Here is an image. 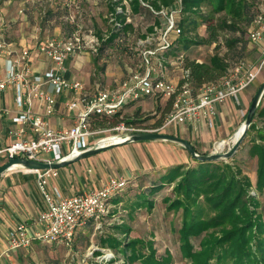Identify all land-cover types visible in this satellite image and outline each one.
Listing matches in <instances>:
<instances>
[{
  "label": "built area",
  "instance_id": "built-area-1",
  "mask_svg": "<svg viewBox=\"0 0 264 264\" xmlns=\"http://www.w3.org/2000/svg\"><path fill=\"white\" fill-rule=\"evenodd\" d=\"M178 9L179 10V2ZM130 15L124 0L116 7L117 12ZM159 20V25L144 39H137L136 46H144L159 37L163 47L169 49L171 42L168 35L180 34V27L173 16L171 7L151 10ZM163 19V21H161ZM106 20L110 27L112 13H107ZM116 26V25H115ZM91 30L69 32L62 36L46 37L33 47L14 48L6 41L0 29V96L12 90L14 107L2 109L1 113L10 115L12 127L7 129L10 142L5 144L0 133V165L11 158H23L36 161L53 162L89 149L87 139L94 138L102 130H92L89 114L112 116L121 113L125 106L137 103L144 96H159L171 101V110L166 114L163 124L158 128H148L142 123H123L104 131L113 135L135 132H159L169 126L187 122H202L215 114V105L246 89L264 70V9L260 8L252 17L248 32L250 45L257 46L260 61L255 65L236 64L218 82L203 84L198 89L192 87L189 70L180 69L178 78H170L166 69L177 67L179 61H136L139 70L119 81L116 88H104L96 83L92 91L85 89L79 78L66 77V61L69 58L97 54L102 39ZM132 50L131 46H124ZM42 57L50 66L42 73H35L33 58ZM0 60V61H1ZM134 66V67H135ZM45 89L49 91L46 93ZM73 97L65 103L68 112L73 113V123L66 128L50 126L48 118L55 114L56 97L64 93ZM209 125L211 123L209 122ZM102 131V132H104ZM100 143V140L94 145ZM220 141L219 144H223ZM92 147V146H91ZM43 154L49 155L44 158ZM35 174L36 186L44 202L45 209L38 213L40 228L31 231L24 224H19L7 235L6 251L29 249L34 242L47 243L70 249L79 230L89 224L96 226L111 213L110 200L127 187L126 177L110 176L99 189H90L70 196H63L51 181L58 176L57 169L28 170ZM109 252V251H107ZM104 260L112 257L105 253Z\"/></svg>",
  "mask_w": 264,
  "mask_h": 264
},
{
  "label": "trees",
  "instance_id": "trees-1",
  "mask_svg": "<svg viewBox=\"0 0 264 264\" xmlns=\"http://www.w3.org/2000/svg\"><path fill=\"white\" fill-rule=\"evenodd\" d=\"M104 1L107 4V12L112 13L116 26L108 29V33L102 39L99 52L108 55L109 50L121 49L128 42L129 37L136 32V39H144L153 31L154 26L159 25L158 18L152 14L151 10L171 7L178 1L180 34L178 40L176 39V45L182 43L183 51L175 52V55L180 67L189 70L192 87L198 89L203 84L218 82L236 64L244 62L227 61V54L221 56L218 40L225 32L238 31L234 21L241 18L246 8L241 0H125L131 17L148 19L151 22L142 33L127 21L124 5H122V12L116 11V7L124 0ZM226 12L234 21L226 18L224 15ZM218 14H223L224 17H216ZM198 24L205 27V36L198 37L194 33ZM191 32L194 34L190 35ZM97 37L102 38L99 35ZM226 42L228 49H231L240 41L236 38ZM197 45L213 46L207 62L190 59L188 54L184 53V50L190 51ZM174 48L176 49L173 46L172 49ZM169 49L165 58L170 55ZM146 98L154 99L159 96H144L140 100ZM135 104L125 106L128 110H134L130 116L121 113L112 116L90 113L91 129H107L120 122L140 123L157 118L156 114L160 112V117L152 124L154 128H158L162 125L164 116L171 110L170 100L166 101L164 109L156 106L155 113L152 115H145L141 107H134ZM257 121L264 125V106L256 111L246 135L250 142L248 156L255 159L256 163L255 189L262 192L264 189V132L258 133L256 138L251 139V134L258 132ZM192 161L195 165L176 164L164 172H158L156 177L141 179L140 184L135 185L137 193L133 198L129 200L117 193L111 202L116 206L124 201V206L130 212L137 207H145L150 211L155 204V199L149 195H154L161 187L170 185L174 197L165 196L162 198V203L166 205L167 211L181 210V223L178 230L179 250L181 256L188 260V264H264V222L256 211L257 201L247 194V189L251 186L248 175L236 163L232 165L227 161L201 162L194 159ZM145 181H148L147 184ZM130 184L131 182L127 187ZM109 215L105 219L109 218ZM109 226L114 233L100 237L98 241L100 248L92 252V255L96 257L100 256L104 249L112 253V257L102 264H134L136 262L169 264L171 262L170 255L157 256L152 243L128 238L130 227L127 223ZM195 240L196 246L193 243ZM119 261L122 263H118Z\"/></svg>",
  "mask_w": 264,
  "mask_h": 264
},
{
  "label": "rangeland",
  "instance_id": "rangeland-1",
  "mask_svg": "<svg viewBox=\"0 0 264 264\" xmlns=\"http://www.w3.org/2000/svg\"><path fill=\"white\" fill-rule=\"evenodd\" d=\"M241 1L246 8L240 19L234 21L228 12L224 14L227 19L236 23L238 31L235 33L225 32L220 35L218 39L220 44L219 54L221 56L227 54V61H244L245 63L256 66L260 61V52L257 46L250 45L248 41V32L251 29V20L254 13L260 8L264 9V0ZM16 7L18 10H16ZM1 9L3 10L1 13H6L5 19L8 21V24L15 23L13 22V19L19 17L17 19L19 23H26L28 28L34 27L38 30L44 25L48 26L47 24L57 25V19H62L64 21L63 25L65 27V33L76 32L78 29H80L81 32L91 30L96 36L99 35L103 37L108 33V29L110 28V25L106 20L108 8L104 0H50L48 3L45 0H0V10ZM172 9L174 11L173 16L175 17V21L178 23L179 15L176 13V10L178 9L177 2L174 3ZM49 12L51 14L50 16H48ZM224 15L218 14L216 17L223 18ZM128 19L140 33L144 32L145 28L151 23L148 19L143 20L142 18H134L131 17V15H129ZM161 21H163V19ZM136 33L133 34V36H130L128 42L124 45L133 47L132 50H125V47L123 46L121 49L118 48V50H109L108 55L104 52L98 51L97 54H85L76 57L73 64H82L80 65L81 77L89 79L91 84L94 80L95 83L101 84L104 88H116L118 82L127 77L129 72L139 70L138 67L135 66L136 61H160L168 55L166 54V52H168L167 50H162L163 45L159 40V37H155L153 41L144 46H136ZM194 33L197 34L198 37L205 36V27L202 24L196 25ZM194 33L191 32L190 35H193ZM53 36L56 35L50 31V33H40L38 38L44 39ZM167 38L170 39L171 49H169L170 55L166 57V59L167 61H177L175 52L178 53L183 51L181 47L182 43L176 45V39L178 40V36H174L173 33L168 35ZM236 38H238L240 42H238L233 48L228 49L226 40ZM173 46L176 47V49L174 48L175 50L172 49ZM212 47L213 46L209 45H197L193 46L190 51L184 50V53L186 55L188 54L190 59L207 62L212 53ZM104 66H106V70L104 69ZM71 69L72 71H75L73 68ZM180 69V65H177V67L169 66L166 69V73L170 78H178L180 76ZM75 73L77 74L76 71ZM258 77L260 82L264 80V70L261 71ZM256 85H258V83ZM166 101L168 100L162 97L151 98L146 102L145 108H143V113H145V115L154 114L156 106H158L159 109H164ZM263 106L264 93L257 110ZM132 111L134 110L126 109L123 110L121 114L130 116L133 113ZM245 114L246 111H242V117L240 118L238 128L242 124ZM156 117H160V112L156 114ZM157 118L141 121L140 123L148 128H154L152 124ZM256 125L258 132H253L251 134V139L256 138L258 133L264 132V125L261 122L257 121ZM170 127L172 126L160 130L159 132L170 134L168 133ZM174 127H178V125ZM238 128L232 133L231 137L225 140L220 146H218V143L221 140H216L213 144L210 142L208 146H205L206 144L200 142L202 137H196V135L193 136L196 140H192V142L198 141V149L201 152L200 154L225 152L232 146L234 134ZM107 129H102V131ZM102 131L95 135L94 138H88L87 142L93 140L95 143L113 135L112 132ZM249 143L248 139L245 138L234 156L225 161L232 165H234V163L238 164L242 167L245 174L248 175L251 186L247 189V194L249 197H253L257 201L258 207L256 211L260 214V218L264 222V189L262 192L255 189L256 163L255 159L248 156ZM202 148L204 149L202 150ZM128 151H131L130 148H128ZM99 153H104V151ZM43 155L48 156L46 154ZM232 159H234V161H231ZM190 164L195 165V162L191 161ZM157 173L158 172L156 171V173H153L150 177H156ZM141 179L144 180L143 178ZM140 181L141 180L136 181L135 183L131 181L132 183L127 188L120 191L118 195L130 200L137 193L135 185H139ZM147 182L148 181H145V184H147ZM171 189L172 186L165 185L164 187H161L156 194L149 195L151 197L153 196L155 199V204L150 211L145 207H137L133 212H130V210L124 206V201H121L114 206L111 202L115 197L113 196L110 200V204L113 205L112 214L109 215L110 217L100 221L96 226L89 224L86 228L79 230L76 234L73 246L70 249L47 243L34 242L30 248L26 250L6 251L4 246L0 245V264H102L105 261L103 255L109 253L107 252L108 250L104 249L102 254L97 257L92 255L94 250L100 248L98 244L99 238L114 233L111 231L109 225L120 224L123 222L127 223L130 227L128 238L152 243L157 256L170 255L171 262L169 264H188V260L181 256L179 250L178 230L181 223V210L177 212L167 211L166 205L162 203L163 197L173 196ZM250 208L252 209L253 207ZM193 243L195 246L197 245L196 240L193 241ZM118 263L122 262L119 261ZM134 264L139 263L136 262Z\"/></svg>",
  "mask_w": 264,
  "mask_h": 264
},
{
  "label": "crops",
  "instance_id": "crops-1",
  "mask_svg": "<svg viewBox=\"0 0 264 264\" xmlns=\"http://www.w3.org/2000/svg\"><path fill=\"white\" fill-rule=\"evenodd\" d=\"M45 1L48 3L50 0ZM16 10H18L17 7ZM1 12H3L2 9ZM5 14V12L0 14L1 32L6 41L17 49L33 47L35 43L44 40L45 38H38V35L43 34V32L50 33L51 31L56 36L66 34L62 19H57V25L47 24L48 26L44 25L38 30L34 27L28 28L26 23H19L17 21L19 17L13 19L15 23L8 24ZM50 15L49 12L48 16ZM76 57L78 56L69 58L66 61V77L79 78L84 81L85 89L91 91L96 83L93 80L91 84L89 79L81 77L80 65L82 64H73ZM49 66L50 63L42 57L33 58L32 67L35 73L42 74ZM71 68L79 74L77 75ZM105 68L106 66H104ZM262 82L257 77L235 98L230 97L223 103L216 104L215 114L210 120L208 117L202 122H187L178 125V127L172 126L168 133L188 141L198 153H201L198 149V141L192 142V140H196L193 138L194 135L196 137L201 136L200 142L206 144L205 146H208L210 142L213 144L216 140L225 141L229 139L240 124L242 111L247 112L255 92ZM257 83L258 85H256ZM48 91L49 89H45L46 93ZM72 97L73 95L68 92L56 97L55 114L48 118L50 126L66 128L73 123V113L68 112L65 107V103ZM149 100L150 98L140 100L134 107L143 109ZM13 107L14 92L10 90L0 96V133L5 144L10 142L7 129L12 127L13 124L10 115H5L1 111L2 109L12 110ZM126 109L124 108V110ZM209 122L211 125H209ZM93 145V140L88 142L89 147ZM128 148L131 151H128ZM43 156L44 158L49 157V155ZM191 161L190 155L181 146L172 142L142 141L128 143L112 147L104 153H97L57 169L58 176L51 181V186H56L63 196H70L90 189H99L110 176L126 177L129 179V183L131 181L135 183L141 178H149L156 171L164 172L173 165L190 164ZM43 209H45V202L37 189L35 174L32 171L16 169L0 175V245L4 246L6 250L8 233L21 223L29 231L40 228L37 216Z\"/></svg>",
  "mask_w": 264,
  "mask_h": 264
},
{
  "label": "water",
  "instance_id": "water-1",
  "mask_svg": "<svg viewBox=\"0 0 264 264\" xmlns=\"http://www.w3.org/2000/svg\"><path fill=\"white\" fill-rule=\"evenodd\" d=\"M263 93H264V80L256 90L251 100V103L248 107L244 120L241 124L238 137L233 141L232 146L225 152L200 154L188 141L179 138L177 136L161 133V132L145 131V132L125 133V134L111 135L109 137V138L119 137L121 139L119 142H112L107 140L103 145H99V144L93 145L92 147L86 149L85 151L73 155H69L61 159L60 161L44 162V161L29 160L23 158H11L7 162L0 165V175L14 169H19V170L59 169L76 161L82 160L99 152L110 149L112 147L124 145L128 143L142 142V141H166V142L175 143L181 146L190 155L192 159L201 162L225 161L227 159H231L234 156V154L238 151L239 147L241 146L242 142L245 140L249 127L252 123V119L256 113L258 105L263 96Z\"/></svg>",
  "mask_w": 264,
  "mask_h": 264
},
{
  "label": "bare ground",
  "instance_id": "bare-ground-1",
  "mask_svg": "<svg viewBox=\"0 0 264 264\" xmlns=\"http://www.w3.org/2000/svg\"><path fill=\"white\" fill-rule=\"evenodd\" d=\"M240 128H241V126L239 127V129L236 131V133H235V135H234V138H233V141L238 137V134H239V132H240ZM110 136H108V137H106V138H104V139H102L101 141H100V143H99V145H103L107 140H109V141H112V142H119L121 139L119 138V137H113V138H109ZM219 145H221V144H219ZM219 148V147H218ZM222 149V148H221ZM17 167V166H16ZM15 167V168H16Z\"/></svg>",
  "mask_w": 264,
  "mask_h": 264
}]
</instances>
